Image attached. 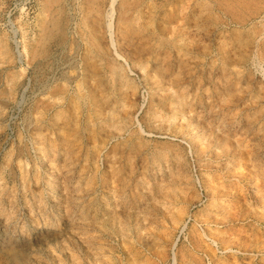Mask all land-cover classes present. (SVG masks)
<instances>
[{
	"label": "rangeland",
	"instance_id": "obj_1",
	"mask_svg": "<svg viewBox=\"0 0 264 264\" xmlns=\"http://www.w3.org/2000/svg\"><path fill=\"white\" fill-rule=\"evenodd\" d=\"M0 264H264V0H0Z\"/></svg>",
	"mask_w": 264,
	"mask_h": 264
},
{
	"label": "water",
	"instance_id": "obj_2",
	"mask_svg": "<svg viewBox=\"0 0 264 264\" xmlns=\"http://www.w3.org/2000/svg\"><path fill=\"white\" fill-rule=\"evenodd\" d=\"M15 31L13 30V36L14 37H16V32L14 33ZM15 42H16V38H15ZM15 51L18 53V54H20V52H19V49H18V44L16 43L15 44Z\"/></svg>",
	"mask_w": 264,
	"mask_h": 264
},
{
	"label": "bare ground",
	"instance_id": "obj_3",
	"mask_svg": "<svg viewBox=\"0 0 264 264\" xmlns=\"http://www.w3.org/2000/svg\"><path fill=\"white\" fill-rule=\"evenodd\" d=\"M115 0H112V3L114 2ZM111 8H112V5H111ZM112 13H113V11H112ZM112 13L110 14V15H112ZM243 23H241V25H242ZM15 33V32H14ZM14 37V36H13ZM15 38V37H14ZM14 42V45L17 43V40H16V42H15V40L13 41ZM23 96V95H22Z\"/></svg>",
	"mask_w": 264,
	"mask_h": 264
}]
</instances>
